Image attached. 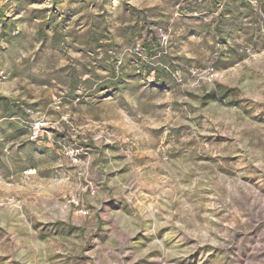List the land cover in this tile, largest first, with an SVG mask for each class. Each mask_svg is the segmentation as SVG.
Masks as SVG:
<instances>
[{"label": "rangeland", "instance_id": "1", "mask_svg": "<svg viewBox=\"0 0 264 264\" xmlns=\"http://www.w3.org/2000/svg\"><path fill=\"white\" fill-rule=\"evenodd\" d=\"M0 98V264H264V0H0Z\"/></svg>", "mask_w": 264, "mask_h": 264}, {"label": "trees", "instance_id": "2", "mask_svg": "<svg viewBox=\"0 0 264 264\" xmlns=\"http://www.w3.org/2000/svg\"><path fill=\"white\" fill-rule=\"evenodd\" d=\"M154 43L149 42L147 44L143 45V53H149L151 54L154 51ZM1 103L3 104V107L9 111L11 109L10 102L6 98H0Z\"/></svg>", "mask_w": 264, "mask_h": 264}]
</instances>
